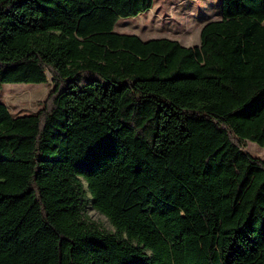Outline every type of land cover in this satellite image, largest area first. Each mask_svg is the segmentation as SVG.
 <instances>
[{"label":"trees","instance_id":"obj_1","mask_svg":"<svg viewBox=\"0 0 264 264\" xmlns=\"http://www.w3.org/2000/svg\"><path fill=\"white\" fill-rule=\"evenodd\" d=\"M152 7L0 0V86H50L0 102V264H264V0L191 47L114 30Z\"/></svg>","mask_w":264,"mask_h":264},{"label":"rangeland","instance_id":"obj_2","mask_svg":"<svg viewBox=\"0 0 264 264\" xmlns=\"http://www.w3.org/2000/svg\"><path fill=\"white\" fill-rule=\"evenodd\" d=\"M220 13L221 0H153L152 9L135 17L119 19L114 30L134 34L141 40L168 38L191 47L199 44L203 24L218 19ZM49 92L47 84H3L0 102L7 105L14 116L30 114L42 108ZM245 150L264 161V146L247 142ZM85 214L104 230L114 231L107 219L90 205Z\"/></svg>","mask_w":264,"mask_h":264}]
</instances>
